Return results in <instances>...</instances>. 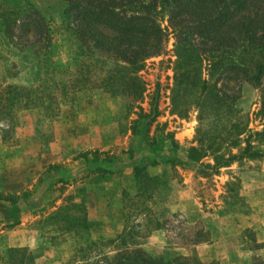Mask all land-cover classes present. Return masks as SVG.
<instances>
[{"label":"rangeland","instance_id":"obj_1","mask_svg":"<svg viewBox=\"0 0 264 264\" xmlns=\"http://www.w3.org/2000/svg\"><path fill=\"white\" fill-rule=\"evenodd\" d=\"M30 2L45 17L47 44L36 42L34 51L26 44L30 51L20 50L0 37V193L26 194L16 203L19 218L14 227L11 205L0 201V251L24 248L33 264L64 263L71 236L38 222L69 203L83 205L92 238L113 236L122 227L119 189L131 191V168L158 155L173 162L149 170L165 180V187L152 201L156 205L149 206L155 223L147 226L137 219L134 233L140 248L152 256L203 263H264V72L258 85L244 82L235 88L239 97L233 113L220 124L211 115L197 120L192 106L182 117L171 114L175 39L167 29L161 54L145 59L136 73L143 92L135 103L124 96L109 98L95 88L64 99L51 81L63 83L74 71L72 27L62 20L60 4ZM158 20L166 28L165 12ZM33 40L28 36V42ZM81 59L90 60L94 81L117 64L97 52ZM45 65H50L47 72ZM6 87L46 90L51 100L44 105L50 104L51 110L45 115L42 108L25 109L21 103L8 108ZM154 95L159 115L147 138L133 139L124 130L135 117L125 115V108L131 104L132 113L136 106L146 111ZM231 126L241 130L234 140ZM163 135L168 137L162 146L147 151L150 138ZM190 148H201L205 156L196 163L185 161ZM214 155L233 158L224 166L215 165ZM108 158L113 160L106 163ZM97 160L113 174L97 176Z\"/></svg>","mask_w":264,"mask_h":264},{"label":"trees","instance_id":"obj_2","mask_svg":"<svg viewBox=\"0 0 264 264\" xmlns=\"http://www.w3.org/2000/svg\"><path fill=\"white\" fill-rule=\"evenodd\" d=\"M49 1L60 4L61 18L72 27L70 36L74 40L71 55L74 71L63 83L51 81L53 89L64 99L76 92H91L95 88L109 98L124 96L135 103L143 92V83L136 73L141 70L145 59L161 54L167 29L175 39L169 97L171 114L182 117L192 106L197 110V120L211 115L220 124L221 118L233 113L232 107L239 97L235 88L244 82L258 85L261 81L264 72V0ZM163 12L167 14L166 28H161L158 20ZM28 36L34 40L28 42ZM0 37L3 41L14 42L20 50L30 51L31 47L34 51L36 42L47 44L49 38L45 17L30 0H0ZM42 52L45 56L47 46ZM93 52L105 54L117 62L96 81L92 79L90 60L82 62L81 59ZM68 65L66 63L65 67ZM49 67L45 65V72ZM4 93L8 108L21 103L25 109L42 108L45 115L51 110L50 104L44 105L45 101L51 100V95L44 89L6 87ZM156 99L155 95L149 99L146 111L136 106V113H132V105L126 106L125 115H134L135 118L129 120L124 132L127 131L133 139L148 137L150 126L159 115ZM230 128L234 140L241 130ZM167 137L150 138L147 151L162 146ZM92 155L100 154L93 152ZM204 156L201 148H190L185 161L196 163ZM212 158L215 165L221 163L224 166L233 156L224 159L214 155ZM112 160L108 158L105 162ZM172 162L157 155L131 168L133 189H119L122 227L111 237H91L81 204L63 205L41 219L38 223L44 228L50 227L61 235L71 236L70 254L62 264H216L171 258L166 254L152 256L136 241L137 219L144 220L147 226L155 223L149 206L156 205L152 201L160 198L158 194L165 187V180L149 170ZM99 163L101 161L97 160L93 169L97 176L113 174ZM20 196L0 193V201L12 207L10 227L18 224L16 203L22 198L24 201L26 194ZM0 262L33 264V257L24 248L4 247L0 251ZM253 264L264 263L255 261Z\"/></svg>","mask_w":264,"mask_h":264}]
</instances>
